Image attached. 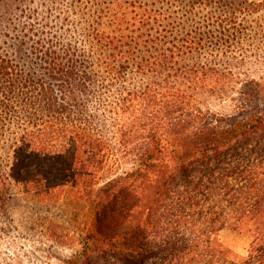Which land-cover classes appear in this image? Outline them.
<instances>
[{
  "label": "trees",
  "instance_id": "trees-1",
  "mask_svg": "<svg viewBox=\"0 0 264 264\" xmlns=\"http://www.w3.org/2000/svg\"><path fill=\"white\" fill-rule=\"evenodd\" d=\"M262 10L0 0L7 168L42 195L70 182L93 211L66 264H264V73L242 44ZM228 229L250 238L244 256Z\"/></svg>",
  "mask_w": 264,
  "mask_h": 264
},
{
  "label": "rangeland",
  "instance_id": "rangeland-1",
  "mask_svg": "<svg viewBox=\"0 0 264 264\" xmlns=\"http://www.w3.org/2000/svg\"><path fill=\"white\" fill-rule=\"evenodd\" d=\"M252 19L259 21L243 31L242 44L257 77L264 73V53L261 52H264V10L255 13ZM258 35L263 38H257ZM211 108L221 110L216 103H212ZM8 143L5 136H0V177L6 178L4 184L2 180L0 183V192H3L0 196V264H66L65 260L80 249L79 235L93 221L91 205L72 196L70 182L64 193L55 197L41 194L48 189L44 185L32 182L29 186L21 185L24 179L30 180L29 172L17 167L13 171L7 168ZM125 168L127 165L120 171ZM65 176L73 179L72 174ZM59 181L63 183L62 179ZM220 239L238 256L246 254L250 242L247 235L230 229L223 230Z\"/></svg>",
  "mask_w": 264,
  "mask_h": 264
}]
</instances>
